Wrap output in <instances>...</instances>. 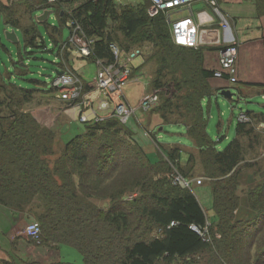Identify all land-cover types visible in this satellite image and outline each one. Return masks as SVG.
<instances>
[{
    "label": "trees",
    "instance_id": "1",
    "mask_svg": "<svg viewBox=\"0 0 264 264\" xmlns=\"http://www.w3.org/2000/svg\"><path fill=\"white\" fill-rule=\"evenodd\" d=\"M14 1L0 2V18L23 33L25 54L19 52L14 61L21 73L28 70L25 55L39 50L56 49L57 71L64 61L73 68L71 47L61 57V45L68 40L65 26L71 33L68 6L81 25L79 42L95 38L88 58L111 57L109 43H120L121 37L125 49L152 43V82L162 98L154 109L163 121L183 123L199 151L181 162L180 147L164 148L150 133L158 149L151 156L128 122L108 117L84 122L85 130L64 141L58 152L56 128L40 123L26 108L34 91L56 95V88L42 87L33 78L40 87H25L0 70V204L38 220L40 244L79 249L83 264H264V182L240 194L243 169L255 163L242 161L245 146L239 138L219 149V139L208 131L204 99L213 90V69L204 67L202 48L174 43L166 12L151 13V0ZM46 7L55 8L58 24L32 16ZM245 125L239 120L238 130ZM198 160L210 180L214 221L196 192L172 179L174 167L192 177ZM96 198L106 199L107 206L97 205ZM41 264L77 263L55 259Z\"/></svg>",
    "mask_w": 264,
    "mask_h": 264
},
{
    "label": "crops",
    "instance_id": "2",
    "mask_svg": "<svg viewBox=\"0 0 264 264\" xmlns=\"http://www.w3.org/2000/svg\"><path fill=\"white\" fill-rule=\"evenodd\" d=\"M19 1L23 0H17L14 2L16 3ZM0 2L9 4L10 0H0ZM118 2L125 4L128 2V0H126V2H120L118 0ZM140 2L141 1L137 3ZM20 6L23 10L24 6ZM34 12H32V16H34ZM200 12H203L204 20L199 19ZM170 13L171 14L168 15V13L166 12V18L170 26L171 35V19L174 20L179 17L192 16L193 19H196V21L202 26L208 27L214 34H219L221 43H230L236 41L239 44V54L237 58L238 80L234 83H231L227 78H218L215 76L211 77L210 83L213 87V90L207 98H209L210 103L212 97H215V99L218 100L219 95L232 99L233 96L228 97L222 94V90L224 88H231L235 92L234 94L237 95L239 100L245 99L247 102L250 101L253 103L251 109H247L245 112H241L239 114V116L241 114L246 115L247 126L245 125L246 127H244V130L242 131L238 130V116L235 126L236 133L233 137L239 138L244 144L245 148L246 146H249L254 149L253 154L247 156L245 155L244 148V159H242V161H253L255 165L253 167L247 166L243 169L242 174L245 177V183L241 185L239 190L241 192L240 194H243V191H246L249 185L258 181V170L257 168L255 169V166H257L258 162L261 160L260 158L264 156V0H217V3L215 4H212L208 0H195L190 6L176 8ZM173 13L177 14L178 17L173 18ZM180 14L184 16H181ZM25 16L29 15L26 14ZM223 20L228 21L229 26L224 27V25L222 24ZM173 42L175 43L174 40ZM142 45L144 44L133 45L132 47H143ZM219 46L220 45L218 44V42L215 41H205L204 43L200 44L199 48H202L203 51V65L205 68L214 69L219 66ZM70 47L73 49V46ZM144 54L145 50L143 54L139 55L140 57H142L141 64L135 65L133 63V72L130 79H137V76L142 70L145 63V58L143 57ZM87 58L88 57L79 56L76 54V52L70 50L69 59L73 63V69L76 70V72L80 73L84 80L83 92L87 93L86 96L91 95L95 97L97 91H95L94 87H92L90 83L92 82V80L88 82L81 70L83 66L84 68L85 66H88V63L85 62ZM76 60L80 61L79 68L77 67V65L75 66ZM88 60L95 62L94 58H88ZM54 96L57 97V95ZM145 98H147V94H142V98L140 101L141 107L142 101ZM206 99H204V104ZM59 101L62 103V105L46 104L41 107H30L27 105L26 108L31 110L33 115L40 123L56 128L57 120L64 116L70 109L65 101L60 98ZM145 110L151 111L155 109L153 108ZM73 114L76 115L74 111ZM52 115L55 116L54 119ZM160 118L163 121L162 117ZM224 122L225 121H223L222 119L219 124L223 125ZM248 122L250 123L248 124ZM144 129L145 132L142 135L143 138L147 139L146 136H148L152 139L150 133L157 137V135H155L157 134V131L155 129L154 132H151L150 129H148L146 126H144ZM159 129H161V127ZM56 130L58 133L56 149L58 150L61 148L64 141H62L59 136V130L57 128ZM134 132L136 131L134 130ZM186 134L191 139L193 147L189 151H187V156L185 155V158L182 157L183 148L180 145H174L173 143H170V145L164 144V148L167 149L174 146L180 147L181 162H185L188 159L190 152H195L197 154L199 151V147L196 145L194 139L189 135L187 128ZM219 140H221L220 136ZM149 154H151V152H149ZM57 155L58 153L52 155L51 157L55 158ZM193 173L194 176L196 174V176L198 177L197 179L193 176L190 177L192 180V184L195 183L196 185H202L204 183L203 179L205 178L210 183V180L206 176L205 170H201L200 172L196 173L194 170ZM260 174L261 171L259 170V175ZM198 179H202V182L198 183ZM191 188L193 189V187ZM29 218H32V216L25 215V213L18 211L15 208L0 204V264H4V260L12 259H14L17 264H41L42 262L38 261L37 256L39 258H46L48 252L51 255L50 261L55 259H63L62 255L60 254L61 246L52 247L44 244H37L24 231L25 225L28 223L27 221H29ZM209 219L211 221L216 220L215 215L213 214V217H209Z\"/></svg>",
    "mask_w": 264,
    "mask_h": 264
},
{
    "label": "rangeland",
    "instance_id": "3",
    "mask_svg": "<svg viewBox=\"0 0 264 264\" xmlns=\"http://www.w3.org/2000/svg\"><path fill=\"white\" fill-rule=\"evenodd\" d=\"M120 2H126V0H119ZM142 0H128L129 3H137ZM127 2V3H128ZM43 9H35L34 17L41 13ZM186 14V13H184ZM181 15V14H180ZM179 15V16H180ZM184 16V15H181ZM173 18L178 17L177 14L173 13ZM48 21L50 24H58L59 19L57 18L56 12H52L49 15ZM39 27L47 40V42H51V37L47 32L45 24L40 23ZM12 29L11 25L5 23L3 17L0 18V70L3 72V75L8 78L10 77L11 81L18 83L19 85L25 87H40L39 84L34 83L31 79H38L42 83L40 85L48 87L51 85L53 78L57 74V64L59 59L56 56V49L54 51H37L34 53H30L25 55L24 60L28 65V70L24 73L19 72L15 68L14 61H17L20 58V53L25 54L24 50V36L22 31L17 28L16 32L20 41L18 43L13 42L6 37V30ZM70 34L69 28L65 26L63 37L67 38ZM122 37L118 39L121 43ZM143 49L145 50L144 58L149 59L150 54L153 51V45L150 42L143 43ZM86 59L85 62L88 63V66H83L82 73L87 81H91L94 79L97 73V64L96 62L90 61ZM82 61V60H81ZM142 57L137 56L133 59L132 64L135 65L141 64ZM73 66V63L71 62ZM80 67V61H75V66ZM154 69H155V61L154 59H149L143 65L142 70L137 76V79H130L125 85V93L129 98L131 104L135 107L134 113L132 117L129 119L127 125L132 127L136 131V136L139 142H141L145 148V150L149 153L151 152V156L157 153L158 149L156 143L148 136L145 139L143 138V134L145 132L144 126L150 129L151 132H154V129L157 131L155 135H157L158 142L164 147L166 145H170V143L174 145H180L182 150V157L185 158L187 156V151H189L193 147V143L191 139L186 134V126L183 123L178 122H164L161 120L162 117L157 110L146 111L143 107L140 106V101L142 98V94H147V97L157 94L158 102L162 99L158 93L155 92L153 87V78H154ZM144 71V73H143ZM213 77V76H211ZM210 77V78H211ZM216 77V76H215ZM219 78V77H218ZM233 91V90H232ZM32 100L28 103V106L32 107H41L46 104L52 105H62L59 101L58 97L52 96L51 93H47L45 91L36 90L34 91ZM233 93H235L233 91ZM3 96V93L0 91V97ZM41 101V102H40ZM218 101V102H217ZM53 102V103H52ZM64 103V102H63ZM219 104V105H218ZM51 105V106H52ZM253 105L252 102H247L245 99L239 100L237 95L234 94L232 99L226 98L222 95L218 96V100L215 97H212L211 103L209 102V98L205 101L206 113L208 116V131L210 135H212L213 139L218 140L219 136L221 140L217 142L218 148L223 149L229 141L235 136V126L237 123V118L241 112H245L247 109H251ZM48 106V105H47ZM54 107V106H53ZM55 108V107H54ZM56 109V108H55ZM210 109V112H209ZM77 110L76 107H70L69 111L66 112L64 116H62L59 120H57L56 128L59 130L60 138L62 141H67L75 134L82 133L85 130V124L81 120L78 119L76 115L73 114ZM51 112V111H50ZM54 119V115H52ZM223 119L224 124H219ZM161 127V129H159ZM61 148L57 151L60 152ZM165 150V149H164ZM254 149L246 146L245 155H252ZM261 160L258 162L255 169L258 170V181L264 182V156L260 158ZM185 164V163H184ZM186 167V165L184 166ZM175 168L173 169V173ZM196 172H200L201 170H205V166L202 165L201 160L196 162L195 168ZM259 170L261 174L259 175ZM193 171L192 176L197 177L196 174L194 176ZM182 174V173H181ZM183 175V174H182ZM200 175V174H199ZM184 176V175H183ZM200 177V176H199ZM191 179V178H189ZM202 185L192 184L193 190L196 192L203 207L206 210L208 217L212 218L214 211L212 207V195H211V187L208 180L203 179ZM180 184V183H178ZM181 185V184H180ZM183 186V185H181ZM97 205L101 207H106L107 202L106 199L96 198L94 199ZM106 202V203H105ZM35 220L33 217L29 218V221ZM27 221V222H29ZM60 254L62 255L63 260H68L75 262L77 264H83V254L79 249L72 245L63 244L60 248ZM50 253L48 252L46 258L38 257V261L42 263L50 261ZM180 264V263H179ZM183 264V263H182Z\"/></svg>",
    "mask_w": 264,
    "mask_h": 264
},
{
    "label": "built area",
    "instance_id": "4",
    "mask_svg": "<svg viewBox=\"0 0 264 264\" xmlns=\"http://www.w3.org/2000/svg\"><path fill=\"white\" fill-rule=\"evenodd\" d=\"M53 3L56 0H47ZM195 0H151V13L160 10L171 14L173 10L183 6H190ZM212 4L217 0H208ZM46 2V1H44ZM49 8V7H46ZM44 8V9H46ZM52 12L55 11L54 7ZM67 24L71 28V34L68 40L61 45V57L65 49H70L73 44V52L82 57H89L92 52L94 37H89L86 42H79L78 32L81 25L73 16V8L67 7ZM51 14V13H50ZM49 14V15H50ZM200 20H204L203 12L199 13ZM171 19V18H170ZM172 20V37L176 44L199 48L200 44L205 41L218 42L219 66L213 69V76L227 78L229 82L234 83L238 80L237 58L239 54L238 42L221 43L219 34H214L208 27L202 26L193 19L192 16L179 17ZM224 27L229 26L228 21L223 20ZM52 44V43H51ZM50 44V46H51ZM111 57H97L95 62L98 66L97 73L92 80L91 85L97 94L95 97L83 92L84 80L80 73L76 72L69 64L64 61L65 65L59 68L51 84L56 88V95L68 103H73L75 114L82 122L96 120L101 121L108 117H118L122 122L127 123L134 113L135 107L130 103L125 93V85L132 77V61L136 56L144 53L141 46H135L129 49L122 47L117 41L109 43ZM64 59V58H62ZM158 95L153 94L142 101L144 109H152L158 105ZM239 120L246 121L245 114L239 116ZM175 168V167H174ZM173 168V169H174ZM172 172V179L175 183L183 186H191L192 181L184 177L177 168ZM202 180L198 179L200 183ZM24 231L35 241L40 244L42 239V227L38 220L29 221Z\"/></svg>",
    "mask_w": 264,
    "mask_h": 264
},
{
    "label": "water",
    "instance_id": "5",
    "mask_svg": "<svg viewBox=\"0 0 264 264\" xmlns=\"http://www.w3.org/2000/svg\"><path fill=\"white\" fill-rule=\"evenodd\" d=\"M50 12H52L51 9H49V8L44 9L40 14H38L36 16L37 20L43 21V20L48 19ZM63 12L64 11L62 10L61 13H63ZM6 37H7V39H9V40H11L13 42H18L19 41V37L17 35V32H16L15 28L7 29L6 30ZM222 94L225 95V96H228V97H232L234 93H233L231 88H224L222 90Z\"/></svg>",
    "mask_w": 264,
    "mask_h": 264
},
{
    "label": "clouds",
    "instance_id": "6",
    "mask_svg": "<svg viewBox=\"0 0 264 264\" xmlns=\"http://www.w3.org/2000/svg\"><path fill=\"white\" fill-rule=\"evenodd\" d=\"M150 8H151V7H150ZM49 9H51V8H49ZM43 10H44V9H43ZM43 10H42V11H43ZM51 10H52V9H51ZM42 11H41V12H42ZM50 13H52V12H50ZM50 13H49V14H50ZM48 18H49V17H48ZM154 108H155V107H154ZM152 109H153V108H152ZM175 168H176V167H175ZM184 177H185V176H184ZM186 178H187V177H186ZM188 179H189V178H188ZM190 180H191V179H190ZM201 180H202V179H201ZM191 181H192V180H191ZM201 182H202V181H201ZM201 182H200V183H201ZM190 187H192V183H191V186H190Z\"/></svg>",
    "mask_w": 264,
    "mask_h": 264
}]
</instances>
